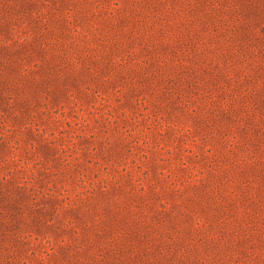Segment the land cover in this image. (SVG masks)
I'll return each instance as SVG.
<instances>
[{"label":"rangeland","instance_id":"obj_1","mask_svg":"<svg viewBox=\"0 0 264 264\" xmlns=\"http://www.w3.org/2000/svg\"><path fill=\"white\" fill-rule=\"evenodd\" d=\"M0 264H264V0H0Z\"/></svg>","mask_w":264,"mask_h":264},{"label":"trees","instance_id":"obj_2","mask_svg":"<svg viewBox=\"0 0 264 264\" xmlns=\"http://www.w3.org/2000/svg\"><path fill=\"white\" fill-rule=\"evenodd\" d=\"M177 131L178 132H183L184 131V129L183 128H179V129H177ZM129 135V134H128ZM66 164H68V163H66ZM183 165H184V163H183ZM160 175L161 176H163V174L162 173H160ZM81 181V180H80ZM137 181V180H136ZM31 190V189H30ZM140 191H142V188L140 187V189H139ZM63 192H67V188L66 187H63ZM86 192H88V190L86 191ZM77 194H79V193H77ZM65 206H68V203L65 205ZM64 206V207H65Z\"/></svg>","mask_w":264,"mask_h":264}]
</instances>
